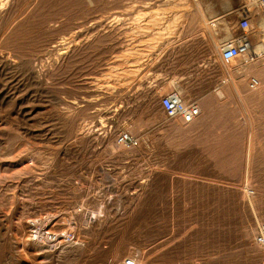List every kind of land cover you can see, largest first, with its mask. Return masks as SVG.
Instances as JSON below:
<instances>
[{
    "label": "rangeland",
    "instance_id": "374dc122",
    "mask_svg": "<svg viewBox=\"0 0 264 264\" xmlns=\"http://www.w3.org/2000/svg\"><path fill=\"white\" fill-rule=\"evenodd\" d=\"M246 1L0 0V264H264V16L220 56Z\"/></svg>",
    "mask_w": 264,
    "mask_h": 264
},
{
    "label": "built area",
    "instance_id": "2783aa9c",
    "mask_svg": "<svg viewBox=\"0 0 264 264\" xmlns=\"http://www.w3.org/2000/svg\"><path fill=\"white\" fill-rule=\"evenodd\" d=\"M252 14L264 16V0H253L252 9L243 6L240 8L237 23L233 29V36L220 48V56L224 62L232 63L244 59L245 63L255 61V43L253 40L254 25ZM251 90L260 87V80L251 77ZM160 105L170 118L180 117L186 124L194 122L201 115V108L197 104H186L177 92H170L161 97ZM116 144L124 149H133L139 145V140L129 132H121L116 137ZM256 242L264 247V224L261 226ZM122 264H138L134 257L125 258Z\"/></svg>",
    "mask_w": 264,
    "mask_h": 264
},
{
    "label": "bare ground",
    "instance_id": "6f19581e",
    "mask_svg": "<svg viewBox=\"0 0 264 264\" xmlns=\"http://www.w3.org/2000/svg\"><path fill=\"white\" fill-rule=\"evenodd\" d=\"M251 8H252V4H251ZM208 22H209V21H208ZM213 24H214V23H213ZM213 24H210V25L212 26ZM257 24H258V32H259V33H263V35L261 36V39H262V42L264 43V19H259L258 22H257ZM210 25H209V26H210ZM215 26H216V25H215ZM257 46H258V45H257ZM257 46H256L254 52H255L256 54L260 55V50H261V48H259V46H258V47H257ZM261 46H263V45H261ZM261 46H260V47H261ZM256 54H255V57H256ZM255 61H256V60H255ZM249 62H250V61H249ZM250 63H251V62H250ZM243 67H246V66H243ZM246 68H247V67H246ZM246 68H245V69H246ZM235 80H236V79H235ZM240 84H241V83H240L239 81H238V82H235V83H234L235 88L238 89L239 86H240Z\"/></svg>",
    "mask_w": 264,
    "mask_h": 264
},
{
    "label": "crops",
    "instance_id": "0c3cea01",
    "mask_svg": "<svg viewBox=\"0 0 264 264\" xmlns=\"http://www.w3.org/2000/svg\"><path fill=\"white\" fill-rule=\"evenodd\" d=\"M252 2H253V0H248V1H246L245 3V7L247 6V7H249V6H251V4H252ZM238 12H240V9H239V11ZM210 24H213V21H209V25ZM212 26H215V24H213ZM233 29H234V27H233Z\"/></svg>",
    "mask_w": 264,
    "mask_h": 264
}]
</instances>
